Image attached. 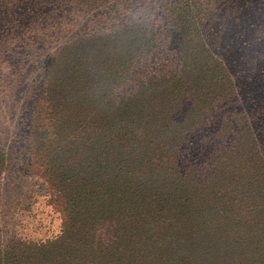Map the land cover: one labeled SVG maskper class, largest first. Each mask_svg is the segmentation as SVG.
<instances>
[{
    "label": "rangeland",
    "instance_id": "1",
    "mask_svg": "<svg viewBox=\"0 0 264 264\" xmlns=\"http://www.w3.org/2000/svg\"><path fill=\"white\" fill-rule=\"evenodd\" d=\"M179 2L180 0H0L1 264H10V260L20 257L25 248L31 245L55 240L65 241L68 235L76 230H81L86 240H92L93 237L113 238L112 234L120 237L133 234L140 220L113 218L122 203L137 198L139 203L146 206L154 198L153 192L165 193L160 191L164 189V185L156 183L155 171L145 168L136 171L133 166H126L120 171L119 162L104 165L106 170L112 173L109 175L111 182L106 180L108 176L104 178L103 184L107 182L109 186L99 190L100 184L95 183L93 179L88 182L91 185H86L80 192L81 197L102 198L104 209L102 215L99 214L97 218L109 219L104 222L108 226L104 231L93 234L91 224L76 223L82 211L66 205L67 199L60 196L59 187H56L52 176L47 173L57 168L58 171L65 168L80 172V167H74V164L78 163L73 156L68 155L61 164L52 163L49 166L48 154H39L33 149L31 154L26 153L22 135L27 129H32V126L29 127L32 117L41 113L46 88L57 99L74 92L76 88L88 92L90 96L95 95V91L101 88H107L111 85L110 78L114 79L111 77L114 69L108 65L107 55L117 45L114 39L119 36V31L124 26H134L140 22L163 28L171 17L176 20L174 15L178 11L174 9L172 14V8ZM188 7V17L194 30L203 14L214 13L213 17L221 20L214 29L216 46L219 47L214 51L221 50L225 53L226 50L229 55L235 54V59L240 57L243 51V59L237 64V77L243 82L250 80L251 66L257 57L255 50L261 45L258 42L264 38V0H189ZM192 16H196L197 20L191 19ZM204 22L206 30L214 25L212 20L209 23ZM198 30L205 31L200 25ZM77 42L84 43L89 56L79 53L76 57L74 49H67L76 46ZM70 60H74L75 66L65 67L66 62ZM231 61L229 68H232ZM186 63L192 68L195 64L193 59H186ZM82 72H88L87 76L93 75L90 82L81 83L84 79L80 76ZM195 73L196 69L188 71L187 79L191 80L189 78ZM262 75L264 76V73ZM93 81H98L99 84L101 82V88L94 90L96 86L92 85ZM164 81L166 80L153 79L150 84L156 89ZM190 84L193 90V82ZM166 85L163 84L159 89ZM252 86L254 91L264 89L256 79L253 80ZM126 90L128 87L121 84L115 86L113 91L114 94L120 95ZM60 91L63 93L59 96ZM244 92L239 102L240 107L235 109L231 105L228 110L222 108L219 119L222 123L218 122L219 125L203 135L204 141L200 144V150L191 152L187 159L191 163L190 166L197 169L186 174V181L189 182L187 187L191 194L201 192L200 194H208L206 198H219V201H211L214 206L208 209L209 212L200 211V217L216 214L223 200L232 203L235 207V218L240 219L236 227L227 228L228 222L216 219L210 229L219 233L225 232L224 236L227 238L234 236L237 241L248 242L246 252L251 253L245 254L242 259L222 258L219 264H264V230L261 223L256 226L251 222L258 209L264 211L263 206L253 205V199L258 196H255L256 193L252 189L254 178L264 174V124L259 122L264 116V100L259 93L251 94L250 88L244 89ZM262 93L264 94V90ZM189 95L190 93H187L182 97ZM157 96L155 95L154 100ZM143 99L141 93L136 91L132 104H137ZM81 105L83 106L82 102ZM46 109L50 110V105L47 107L46 104V108L37 118L41 127L48 126ZM214 109L219 108L216 106ZM58 110L59 108H56L53 114L59 123L62 117L55 113ZM109 111L114 112L113 109ZM67 112L71 111H64L63 114ZM111 118L115 122L118 115ZM83 124L63 123V127H82ZM11 148L19 151L18 158H13V155L10 157ZM96 150L105 152L102 149ZM220 168L227 173V180L218 174ZM92 169V176L95 178L100 168L92 166ZM125 175L128 180L125 186H122L120 181L126 180ZM104 192H107V195H104ZM179 197L174 191V200H179ZM201 198V195H197L191 199L193 205L198 207L194 200ZM168 199L172 200L171 197ZM181 208L172 205L169 209L179 212L182 211L179 210ZM95 214L97 213H93L94 217L86 214L83 218L88 217L87 221L97 219ZM72 219L76 224L70 221ZM111 220H116L117 224L110 222ZM244 223L246 225L242 227ZM120 226L123 228L118 229ZM144 232L145 237L147 234H155L157 230L152 226ZM170 238L162 240L167 248L155 252L150 259H144L148 245H140L136 254L137 260L134 262L161 264L171 260L176 244ZM21 245L25 248H19ZM165 264L172 263L166 261Z\"/></svg>",
    "mask_w": 264,
    "mask_h": 264
},
{
    "label": "trees",
    "instance_id": "2",
    "mask_svg": "<svg viewBox=\"0 0 264 264\" xmlns=\"http://www.w3.org/2000/svg\"><path fill=\"white\" fill-rule=\"evenodd\" d=\"M188 5L189 0H180L172 8V14L174 9L178 11L174 15L176 20L171 17L163 28L151 27L146 22L124 26L119 31V36L114 39L117 45L107 55V63L114 69L111 74L114 79L110 78L111 85L103 89L100 87L101 82L99 84L98 81H93L92 85L96 86L94 90L101 88L95 91V95L90 96L88 92L76 88L74 92L58 99L46 88L40 112L44 111L46 104L47 107L50 105V110L45 111L48 115V126L41 127L38 124L40 113L32 117L29 126H32V129H27L22 135L26 153L31 154L33 149L39 154H48L49 166L52 163L61 164L68 155L73 156L78 163L74 164V167H80V172L65 168L58 171L57 168L47 173L52 176L56 187H59L60 196L67 199L66 205L82 211L76 223L91 224L93 234L104 231L108 227L104 222L109 219L97 218L99 214L102 215L104 209L102 198L97 194L95 198L81 197L80 192L86 185H91L88 182L93 179L95 183L100 184L99 190L109 186L107 182L103 184L104 178L108 176L106 180L111 182L109 175L112 173H109L104 165L119 162L120 171L126 166H133L136 171L144 168L155 171L156 183L164 185V189L160 191L165 193L153 192L154 198L146 206L139 203L137 198L129 202L122 201L123 205L113 218L140 220L133 234L122 237L112 234L113 238L93 237L92 240H86L83 232L76 230L71 232L65 241L55 240L27 248L19 246L26 250L20 257L10 260V264H137L138 262L134 261L137 260L136 254L140 245H148L144 259H150L155 252L167 248L162 240L169 237L176 244L172 254L174 256L171 260H166L172 264H219L222 258L242 259L245 254L251 253L246 252L248 242L237 241L234 236L227 238L224 236L225 232L219 233L210 229L216 219L228 222L227 228L236 227L240 219L235 218V207L232 203L223 200L216 214L200 217V211L209 212L208 209L214 206L211 201H219V198H206L208 194H200L201 192L191 194L187 187L189 182L186 181V174L188 171L197 170L190 166L191 163L187 159L191 152L200 150V144L204 141L203 135L219 125L218 122L222 123L219 120L222 108L228 110L231 105L235 109L239 108L246 88H250L251 94H261V99L264 100V89L254 91L252 86L254 79L264 86V38L258 42L261 45L255 50L257 57L251 66V81L243 82L237 77L236 71L238 61L243 59V51L236 59L235 54L229 55L226 50L225 53L221 50L214 51L219 48L216 46L214 29L221 20L213 17L214 13L203 14L196 30L200 25L205 31H196L191 28ZM191 19L197 20V17L192 16ZM211 20L214 25L206 30L204 21L209 23ZM85 48L84 43L77 42L76 46L67 49H74L76 57L79 53H85L87 57L89 55ZM186 59H193V68L187 65ZM74 60L66 62L65 67L75 66ZM230 60L232 68L228 66ZM193 69H196V73L188 80L186 73ZM87 74L88 72L80 73L81 78L84 77L81 83L91 81L93 75ZM153 79L166 81L155 89L154 85L150 84ZM190 82L195 86L193 90ZM165 83L166 87L159 89ZM121 84L128 87V90L120 95L114 94V87ZM136 91L141 93L144 99L132 104ZM151 91L154 92L148 96ZM62 93L60 91L59 96ZM187 93L190 95L182 97ZM155 95H158L156 100ZM103 97L108 99L103 100ZM119 101L121 102L118 103ZM216 106L219 109H214ZM56 108L59 110L55 113L62 117L59 123L53 114ZM64 111L71 112L63 114ZM113 115H118L115 122L111 118ZM72 116L73 118H70ZM260 121L264 124V116ZM63 123L84 124L82 127H63ZM11 149L10 157L13 155V158H18L19 151ZM92 166L100 168L95 178L92 176ZM218 174L227 180V173L221 168ZM125 178L126 180L120 181L122 186L127 183L128 176L125 175ZM254 180L252 189L258 197L253 199V205L263 206L264 209V174H259ZM174 191L180 196L177 201L173 198ZM104 195H107V192H104ZM197 195L203 197L194 200L198 207L192 203ZM172 205L182 207L179 209L182 211H170ZM94 212L97 213V219L87 221L88 217L83 218L86 214L92 216ZM70 221L76 224L75 220ZM251 222L256 226L261 223L264 230V211L258 209ZM245 225L246 223L242 227ZM152 226L157 232L144 237V230ZM122 228L123 226L118 227Z\"/></svg>",
    "mask_w": 264,
    "mask_h": 264
}]
</instances>
